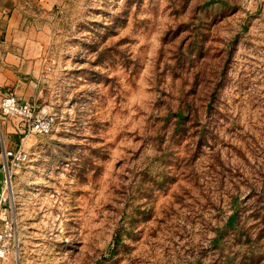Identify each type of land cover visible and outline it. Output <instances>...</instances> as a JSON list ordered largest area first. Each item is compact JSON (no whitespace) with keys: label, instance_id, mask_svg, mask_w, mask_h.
<instances>
[{"label":"rangeland","instance_id":"1","mask_svg":"<svg viewBox=\"0 0 264 264\" xmlns=\"http://www.w3.org/2000/svg\"><path fill=\"white\" fill-rule=\"evenodd\" d=\"M22 15L40 69L20 78L26 99L10 85L0 98L53 123L24 138L29 159L0 193L8 264H264V0H61Z\"/></svg>","mask_w":264,"mask_h":264},{"label":"crops","instance_id":"2","mask_svg":"<svg viewBox=\"0 0 264 264\" xmlns=\"http://www.w3.org/2000/svg\"><path fill=\"white\" fill-rule=\"evenodd\" d=\"M61 0H0V87L14 88L15 93L26 99L32 93V81L22 77L38 75L40 69V33L32 23H25L22 10L29 7L53 9ZM27 22V21H25ZM17 120L0 125V155L2 148L18 145Z\"/></svg>","mask_w":264,"mask_h":264},{"label":"built area","instance_id":"3","mask_svg":"<svg viewBox=\"0 0 264 264\" xmlns=\"http://www.w3.org/2000/svg\"><path fill=\"white\" fill-rule=\"evenodd\" d=\"M0 114L5 118L17 120L16 130L20 134L18 145L9 149L3 147L1 150L2 169L9 175L14 170L20 169L29 159L30 153L23 145L24 138L31 134L48 133L53 118L37 113L32 105L18 99L12 92L1 96ZM0 221V264H8L10 256L17 247L16 228L6 217L1 216Z\"/></svg>","mask_w":264,"mask_h":264},{"label":"water","instance_id":"4","mask_svg":"<svg viewBox=\"0 0 264 264\" xmlns=\"http://www.w3.org/2000/svg\"><path fill=\"white\" fill-rule=\"evenodd\" d=\"M7 177H8L7 173H5L3 170H0V193L2 192V187Z\"/></svg>","mask_w":264,"mask_h":264},{"label":"trees","instance_id":"5","mask_svg":"<svg viewBox=\"0 0 264 264\" xmlns=\"http://www.w3.org/2000/svg\"><path fill=\"white\" fill-rule=\"evenodd\" d=\"M233 220H235V214H232V216L229 217L228 223H231Z\"/></svg>","mask_w":264,"mask_h":264},{"label":"bare ground","instance_id":"6","mask_svg":"<svg viewBox=\"0 0 264 264\" xmlns=\"http://www.w3.org/2000/svg\"><path fill=\"white\" fill-rule=\"evenodd\" d=\"M7 181H8V179H7Z\"/></svg>","mask_w":264,"mask_h":264}]
</instances>
